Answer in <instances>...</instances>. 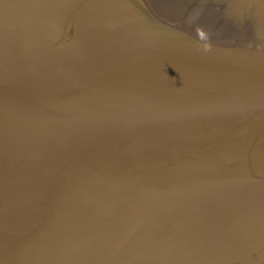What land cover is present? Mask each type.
Returning a JSON list of instances; mask_svg holds the SVG:
<instances>
[{
  "label": "water",
  "instance_id": "water-1",
  "mask_svg": "<svg viewBox=\"0 0 264 264\" xmlns=\"http://www.w3.org/2000/svg\"><path fill=\"white\" fill-rule=\"evenodd\" d=\"M179 1L0 0V264H264V0Z\"/></svg>",
  "mask_w": 264,
  "mask_h": 264
},
{
  "label": "bare ground",
  "instance_id": "bare-ground-1",
  "mask_svg": "<svg viewBox=\"0 0 264 264\" xmlns=\"http://www.w3.org/2000/svg\"><path fill=\"white\" fill-rule=\"evenodd\" d=\"M141 3L142 6V10L147 11V9H151V7L153 6V10H155L154 8L156 7H160L161 10L163 11L164 14H177V3H179V0H138ZM210 2L204 6H199L202 9V11H209L210 7H211V11L215 12L216 9V5L222 3L221 0H209ZM214 3V6H212V4ZM251 11V10H250ZM245 12H249V10L245 9ZM210 13V12H209ZM182 27H184V31L183 34H187L188 32H191V26L188 25H181ZM243 30V29H242ZM220 30H217V33H219ZM233 31V29H232ZM243 32L241 30L236 29L234 31V37L237 41L243 39L242 34Z\"/></svg>",
  "mask_w": 264,
  "mask_h": 264
},
{
  "label": "flooded vegetation",
  "instance_id": "flooded-vegetation-1",
  "mask_svg": "<svg viewBox=\"0 0 264 264\" xmlns=\"http://www.w3.org/2000/svg\"><path fill=\"white\" fill-rule=\"evenodd\" d=\"M155 10H154V12H155V15L157 16V17H163V11L161 10V8L158 6V7H156V8H154ZM157 20V19H156Z\"/></svg>",
  "mask_w": 264,
  "mask_h": 264
}]
</instances>
